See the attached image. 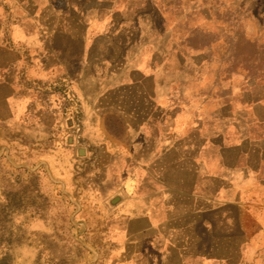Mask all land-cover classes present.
Wrapping results in <instances>:
<instances>
[{
    "label": "crops",
    "instance_id": "crops-1",
    "mask_svg": "<svg viewBox=\"0 0 264 264\" xmlns=\"http://www.w3.org/2000/svg\"><path fill=\"white\" fill-rule=\"evenodd\" d=\"M175 1L0 0V104L69 81L112 178L104 264H264V74L228 68L243 24Z\"/></svg>",
    "mask_w": 264,
    "mask_h": 264
},
{
    "label": "rangeland",
    "instance_id": "rangeland-1",
    "mask_svg": "<svg viewBox=\"0 0 264 264\" xmlns=\"http://www.w3.org/2000/svg\"><path fill=\"white\" fill-rule=\"evenodd\" d=\"M175 6L185 16L188 3L176 0ZM196 7L220 9L226 24H243L244 40L239 33L237 39L243 43L236 48L235 35L227 40L229 69L264 74V0H197ZM240 52L243 64L235 65ZM36 86V100L44 99L40 109L48 112L33 113L39 107L27 99L0 104V264H104L108 246L100 219L112 178L90 170V130L83 128L69 81ZM43 91L55 97L40 96ZM49 99L61 106H44ZM119 198L113 194L108 205Z\"/></svg>",
    "mask_w": 264,
    "mask_h": 264
}]
</instances>
